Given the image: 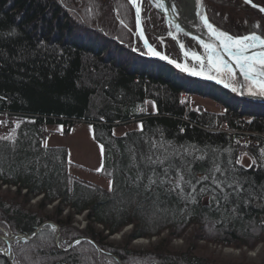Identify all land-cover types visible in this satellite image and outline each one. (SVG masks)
<instances>
[{"label":"trees","instance_id":"obj_1","mask_svg":"<svg viewBox=\"0 0 264 264\" xmlns=\"http://www.w3.org/2000/svg\"><path fill=\"white\" fill-rule=\"evenodd\" d=\"M79 1L85 8H93V16L97 17V11L102 13L99 0L97 5L95 0ZM257 1L264 5V0ZM231 5L237 4L233 0H207L209 19L227 29ZM63 12L57 0H0V110L38 115L19 121L12 136L0 137V178L21 182L31 193H45L44 199L59 198L76 211L88 209L110 234L128 224L133 227L126 244L116 246L105 242L108 234L94 232L90 226L77 228L70 224V217L60 218L58 206L53 215L38 218L37 211L25 208L10 212L0 197V216L6 217L1 226L32 233L44 217L50 216L61 225L59 230L45 225L33 240L14 247L16 264H34L36 260L45 264H118L108 255L93 252L89 240L68 251L62 249L66 240L78 235L93 237L117 254L123 264H240L165 250L161 243L182 234L193 222L214 241L244 242L253 247L264 236V103L241 97H235L234 103L228 91L215 90L214 85L192 83L186 78L180 82L171 80L167 76L174 67L157 65L149 57L122 48L109 30L91 27L80 34L76 27L68 33L72 27L63 21L61 26H55V19H60L58 15L63 16ZM97 22L98 17L94 23ZM240 22L235 20L236 25L228 30L243 33L246 25L239 27ZM104 40L115 50L119 48L121 54L137 59L140 68H130L132 64L126 60L116 62L115 68H103L104 61L114 60L110 55L101 57ZM147 66L154 71L144 73ZM184 90L205 92L218 99L225 95L222 101L227 110L219 113L186 108L181 99ZM220 91L221 96L217 95ZM146 99L157 104L155 112L144 110ZM242 105L255 118L248 126L260 133L253 136L254 140L263 144V157L249 167L236 161L244 149L253 158L258 156L256 148L250 144L243 147L232 132L215 130L223 122L230 130L240 127L238 108ZM139 107L140 111L134 112ZM45 115L50 118L45 119ZM59 116L97 121L95 136L104 147L101 172L112 179L109 189L72 174L66 147L41 146V126ZM136 118L142 128L124 135L112 134V121ZM164 169H168L167 174ZM224 177L229 183L233 179L240 181L244 191L237 195L225 188L224 192L230 194L224 199V193L215 191L212 182L213 178L220 181ZM177 183L180 187H176ZM245 198L247 202H243ZM165 228L170 235L161 240V245L142 252L129 250L127 243L133 238L154 236ZM57 233L61 235V246L55 243ZM46 250L47 254L42 253ZM0 264H8L1 253Z\"/></svg>","mask_w":264,"mask_h":264},{"label":"rangeland","instance_id":"obj_2","mask_svg":"<svg viewBox=\"0 0 264 264\" xmlns=\"http://www.w3.org/2000/svg\"><path fill=\"white\" fill-rule=\"evenodd\" d=\"M94 2L93 0H91ZM98 1V0H97ZM97 1L96 5H97ZM138 1V0H137ZM205 1V6L207 4V0ZM258 4L264 6L263 4L259 3L257 0H255ZM82 1L79 0H57V3L61 7H63V16L58 15L61 19V23H58L60 19H55L54 25L58 26V24L61 26L62 21L66 22L67 27H72L69 29L68 33L73 32V27H76V31L78 33H87V29H90L91 27L96 28L98 30H109L113 32L112 37L113 40L116 41L122 48H129L132 50V52L137 55L136 52L141 54L144 57H149L153 59L154 61H157L158 64H170L164 60H162L161 54L165 57H171L173 60L182 62L184 61V57L181 55H184L182 51L188 55L186 52V46L183 44H179L180 46L173 45L169 42H167V45L171 46L176 51V56L174 55L167 47L163 46L161 34H166V29L170 31L171 36L175 35V31H172L169 27V24L167 23L165 19V15L157 10L156 7L150 3L149 0H140L139 3V15H140V21L141 25H143L142 30L143 33L140 35L139 28L137 25V14H136V7L134 4H132V0H111V3L109 0H99L98 7L102 10V13L99 14L97 11V17L98 22L94 23L95 19L97 17L94 15V10L91 7H87L81 3ZM233 2H236V6L233 7V5L230 6V12L227 13L228 16L230 15L231 18L228 20V26L227 29L224 27L218 25L216 22H214L218 27L221 29H224L225 31L232 34L231 31L228 30V28H232V26L236 25L234 24L235 20H241V22L238 24L239 27H242V25H246V30H243V33L237 32L238 29L233 28L237 34H234L235 36H245V35H251L253 32L264 38V17H262L256 10L250 9L247 2L244 0H233ZM69 3V4H68ZM71 3V4H70ZM107 3L108 5H106ZM67 4V5H66ZM108 6V7H106ZM239 6L241 7V10H239ZM179 7V4H178ZM207 8V6H206ZM138 9V8H137ZM244 9L245 11H243ZM129 10L131 11L130 15L132 18H130ZM181 10V8H180ZM191 10V9H190ZM183 12V15L185 17H190L189 11ZM243 12V13H242ZM161 13L163 16H160ZM91 17V18H90ZM93 17V18H92ZM94 21H93V20ZM132 23H129L131 22ZM211 20V19H210ZM212 21V20H211ZM213 22V21H212ZM117 29H116V28ZM236 27V26H235ZM115 28V29H114ZM229 28V29H230ZM81 29V32L79 31ZM237 30V31H236ZM74 31V33H76ZM76 33V34H78ZM79 34V35H80ZM232 34V35H233ZM71 36H75L73 33ZM169 36V34H168ZM167 36V37H168ZM169 36V37H171ZM77 37V36H75ZM82 38V36H79ZM166 37V38H167ZM168 37V38H169ZM85 38V37H84ZM106 39V38H105ZM147 41V43H145ZM148 45V46H147ZM183 45V47H181ZM186 45L191 46L195 52L190 53L189 55L193 54V58L191 56H186V62H189L188 67L195 71H202L203 74L212 75L214 71L208 70V61L206 58L201 57V60H196L195 56H198V52L203 49L202 46L197 44L196 42L192 41L190 43L186 42ZM104 47V48H103ZM102 54L101 57L103 58L105 55L114 57L111 61H104L102 63L103 68H115L116 62H123L127 61L130 62L132 65H129L130 68L134 69L140 68V64H138V60H134L133 58L128 57L127 55H123L119 52V48L115 50L113 46L111 47L108 45V43L104 40L102 43ZM152 50H155L156 52H159V56L152 55ZM128 58H127V57ZM216 57V56H215ZM217 57L215 58V60ZM217 62V61H216ZM101 63V62H100ZM112 63V64H110ZM203 63L204 68L201 70V64ZM156 64V63H155ZM106 65V66H104ZM173 68V73L167 76L171 80L175 81H182L184 78L185 80H189L192 83H198L203 82L207 83L209 85H214L215 90H226L228 91L227 94H229V99L235 103V97H241V98H248L251 99V102L257 103H264V99L260 98H251V97H242L238 95L237 93H233L227 86H223L218 82H212L208 79H202V80H195L194 77L187 76L183 73V71L174 65L170 64ZM156 69H159L157 67H154ZM154 71L153 68H149L148 66L145 67L144 73H147L148 71ZM108 71V70H107ZM159 72V70H158ZM221 80L224 81L226 79L230 83H234V79H228L225 77L223 72H218L217 74ZM147 80V79H146ZM222 91L218 92L217 95L221 96ZM223 96V95H222ZM260 96V95H258ZM227 98L225 95L224 97L218 99L213 98L209 96L205 92H188L186 90L181 92V99L186 108L189 109H195V110H207L210 112H219L224 113L227 110L226 105L223 103V99ZM146 106L144 110L149 113L155 112L157 104L151 100L146 99ZM140 107L134 110V112L140 111ZM242 109V110H241ZM244 105H242V108H238V115H240V119H238V123L240 125L236 128L230 130L228 128V123L223 122L218 128H215V130H224L229 131L237 135V139L244 145L243 147H247L249 144L256 148L258 151V156H253L250 154L248 149L242 150L243 152L239 154L238 159L241 160V164L245 167H249L250 162L254 159H260V157H263V144H260V140H254L253 136L258 137L259 132L252 131L248 126L251 123L250 121L255 120V118L250 114V112L247 110ZM250 110V109H249ZM245 111V112H244ZM252 111V110H250ZM254 113V112H253ZM263 113V112H261ZM31 116H38L36 114H33ZM29 114L23 113V112H16L9 108L5 109V112H2L0 110V121L3 123H0V137H10L12 136L15 127L18 125L19 121H25L28 119V117H31ZM237 115H234V117ZM45 119L50 118L49 116H44ZM34 118V117H33ZM72 118L66 117V116H59L56 117L54 121L50 123H44L42 127V138L41 139V146L47 147H53L55 146H62L67 148V158H69V169L72 174L77 175L81 177L84 180H90L96 184H99L103 187H106L109 189L111 186V178H107L102 174V165L104 163V147L101 149V143L97 136H95L96 131V125L95 122L97 121H90L87 118L80 119L74 117ZM141 121L138 118L136 119H130L127 121L117 120L112 121L110 123L111 125V132L113 135H124L129 130H138L141 127ZM247 127V128H246ZM13 130V131H12ZM246 154V155H245ZM0 197L3 198L4 201V207H7V209L12 212L14 208H25L32 210L33 212H38V218L41 216L46 215H53V213L56 210V207L61 208V215L60 218L67 219L70 217V224H72L74 227L81 228V229H87L89 226L91 229L94 230V232H103L105 235L108 234L107 239L105 242H109L110 244L113 243L116 246L124 245L126 244L125 241L128 237V235L131 233L133 225L128 224L122 228V230L114 232V233H108V230L105 228V226L101 222H97L95 220V216L92 215V212H90L88 209H85L83 211H76L74 207H71L70 205L65 204L62 202L59 198L55 199L54 201H51L49 199H44L45 193L41 194H35L28 191L27 187L23 185L21 182H8L4 181L0 178ZM7 201V202H6ZM248 200L245 198L243 202H247ZM42 203H45V205L41 206ZM46 214V215H45ZM6 218L4 216H0V248H11V256L14 261V264H16L15 259V248L19 245H22L25 241L33 240L35 237H37V234L41 229H45V225H50L54 230H59L60 224L56 220H53V218L50 217H44L43 220L36 226L35 230L32 233H25L29 237L27 239L26 237H18L21 234V232H17L13 230L11 227H4L1 226V223L3 222V219ZM59 224V228L57 229L55 224ZM11 223V222H9ZM186 230L180 234V235H173L170 239H168L166 244L161 243L162 239L169 237L170 230L168 228L163 229L160 234H155L154 236H140L137 238H133V240H130L127 245L129 246V250H136L137 252H142L144 250H151L157 245L164 246L165 250L168 248L169 251H181L182 253H190V256H196V257H204L207 259H215L216 261L221 262H236L240 264H264V236H260L261 239L258 242H255L253 247H249L244 242H238V243H225L224 241L219 240H212L208 239L204 236V231L199 229L198 223H191L188 224L185 228ZM254 230V229H253ZM256 232V231H255ZM242 233L239 232V234ZM257 233V232H256ZM43 234H46V230H44ZM57 237L55 240L56 245L61 246V235L57 233ZM2 235H9L13 236V239H6L5 237H2ZM43 238L45 236H42ZM79 240V243L84 240H89L91 244H93L92 249L93 252L102 253L105 255L110 256L112 259H114V262L118 264H123L121 261V258L115 254L113 251H109L104 245L99 244L93 237H86L84 235H78L72 239H68L62 236V239H65L67 243H65L62 247L63 250L68 251L70 248L76 247L79 243H76L75 241ZM42 239V238H41ZM142 240V241H140ZM74 242V243H73ZM5 243V244H4ZM73 243V244H72ZM161 243V244H160ZM39 247V246H38ZM40 250L42 247H39ZM52 251V248L50 249ZM0 253L2 256H4L6 259L7 257L2 253L0 250ZM47 254V250L42 252ZM40 254V253H39ZM39 256V255H38ZM41 257L46 258L44 254H40ZM8 264H10L9 259ZM222 261V262H223ZM34 264H45V262H38L37 260L34 261ZM107 264H113L110 262H107ZM115 264V263H114Z\"/></svg>","mask_w":264,"mask_h":264},{"label":"water","instance_id":"obj_3","mask_svg":"<svg viewBox=\"0 0 264 264\" xmlns=\"http://www.w3.org/2000/svg\"><path fill=\"white\" fill-rule=\"evenodd\" d=\"M149 1L150 3H152L154 7L157 8L159 12L165 15V19L167 23L169 24V27L172 31H175L177 34L178 33L183 34L188 39L190 38L191 41L196 42L197 44L202 46L203 49H205V47L203 44L200 43V41H204L205 43L215 45L217 48H219L220 51L218 53V57L222 58L224 61H227V63L235 70V78L233 80L234 83H230L226 79H224V81L221 80L216 72H214L212 75H207L203 73L201 75H194L193 72H195V70H192L187 66V62L185 61L186 57L184 58V61L179 63L173 60L171 57L168 56L165 58V56L161 54V56L159 57H162V60L181 69L185 75L190 76V77L192 76L194 77L195 80L208 79L212 82L213 81L218 82L223 86H227L233 93H237L238 95L242 97L247 96L253 99L257 97L260 98V100L264 99V96L262 95L258 96L257 94H254V92L260 91L259 88H256L254 90L249 89V87L247 86V82L244 80L239 69L236 67V63L233 57L230 56L227 52L223 51V48L220 45V41L216 39V37L212 34V32L208 29L207 25L204 23V18L206 17L208 23L212 24L215 29H217L218 31L227 32L224 29H221L220 27H218L214 22H212L209 19L208 11L206 10L204 0H190L192 4V9L189 11L190 17L188 18L183 15V12H181L180 8L178 7V3L175 0H149ZM244 1L248 3L250 9L256 10L262 17H264V11H261V9H264V6L258 4L255 0H251V3H249L248 0H244ZM135 3H136V0H132V4H134L136 7L137 25L139 28L138 30L140 32V35H142L143 25H141L140 15L137 13V4ZM157 5H162V7H158ZM173 5H175V11H173ZM177 24L180 25V30L176 28ZM232 36L237 37L234 34ZM260 51H261L260 47L255 46L249 49L248 54L252 55L253 53H259ZM208 52L210 51L208 50ZM182 53L184 54L183 51ZM218 63H219V59H218ZM185 68H187L188 71H185L184 70ZM209 76H215L216 78L210 79L208 78ZM233 88H235L236 90L234 91ZM51 223L55 224L53 223V221H51ZM55 226L57 229L59 228V224L56 223ZM13 236L2 235V237H5L8 240L13 239L14 238ZM18 237H23V238L26 237L27 239H29L30 236L24 233V234L19 235ZM80 239L81 238H79L76 241H79ZM0 250L7 257V259H9L10 264H14V261L11 256V248L8 247L7 249L3 247V248H0Z\"/></svg>","mask_w":264,"mask_h":264},{"label":"snow or ice","instance_id":"obj_4","mask_svg":"<svg viewBox=\"0 0 264 264\" xmlns=\"http://www.w3.org/2000/svg\"><path fill=\"white\" fill-rule=\"evenodd\" d=\"M251 3V0H248ZM158 7H162V5H157ZM173 11H175V5H173ZM264 11V9H261ZM137 13L139 14V9H137ZM204 23L207 25L208 29L212 32V34L216 37L217 40L220 41V45L223 48L224 52H227L230 56L233 57L236 67L239 69L241 75L243 76L244 80L247 82V86L250 90H254L259 88V92H254L257 95H264V38L261 36L256 35L254 32L251 35L239 36L234 37L227 32L218 31L214 28V26L208 23L206 17L204 18ZM176 28L180 30V25L177 24ZM147 43V41H145ZM201 44L204 45L205 49H208L211 53V56H216L219 59V63L209 57L208 60V70L215 71V72H223L226 78L234 79L235 78V70L224 61L222 58L218 57V53L220 51L215 45L205 43L204 41H200ZM258 46L260 47L261 51L259 53H253L249 55V49L252 47ZM183 47V45H181ZM152 55L159 56L160 53L152 50ZM166 58V57H165ZM196 60H201L200 56H195ZM179 66V65H177ZM204 65L201 64V70H203ZM188 71L187 68L184 69ZM194 75H201L202 71H195L193 72ZM210 79H215V76H209ZM223 82V81H222ZM235 91L236 89L233 88ZM0 123H3L0 121ZM143 125L141 124V128ZM101 149L103 146L101 145ZM246 155V154H245ZM163 163V161H159ZM237 164H241V160L236 161ZM256 161L252 160L250 165H254ZM215 171L219 172L220 169L216 168ZM165 174H167L168 169H164ZM223 175V174H222ZM184 177L182 175L179 176V180L183 181ZM207 177H201V180H206ZM154 183V181H150ZM213 184L215 185V191L223 192L224 199L228 198L230 193L224 192L225 188L232 189V193L239 195L244 189L242 188L241 182L238 180L233 179L232 183L228 182V178L224 177L222 180L217 181L215 178L212 180ZM176 187H180L179 183L176 184ZM195 191V188H193ZM204 191V189H201ZM235 210V209H234ZM79 243V241H76Z\"/></svg>","mask_w":264,"mask_h":264},{"label":"bare ground","instance_id":"obj_5","mask_svg":"<svg viewBox=\"0 0 264 264\" xmlns=\"http://www.w3.org/2000/svg\"><path fill=\"white\" fill-rule=\"evenodd\" d=\"M175 1L179 4V8H181V10L184 12H187V10L192 9V4H191L190 0H175ZM138 2H140V0H138V1L136 0L135 4H137V8L139 9V3ZM208 16H209V14H208ZM168 34H169V36H171L168 28L166 29V34H161L163 46L167 47V49H169L174 55H176L175 49H173L171 46L167 45V42H169L173 45H176V46H180L179 44H183L184 46L187 47L186 52L188 53V55H186V53L183 51L184 55L191 56L193 58V56H192L193 54L189 55L190 53L195 54L193 48L191 46L189 47V45H186V42H188V43L192 42L190 38L188 39L183 34H180V33H178V34L175 33V35H173L171 37H169ZM184 55H181V56H183L185 58L186 56H184ZM197 55L200 57L206 58L207 61L209 60V57H211L213 60H215V58H216L215 56H211V53L208 52V50H206V49H202L201 52L199 51ZM176 56H179V55H176ZM215 61H217V63H218V59H216ZM187 63L189 65L188 61H187ZM216 73L218 74V72H216ZM262 96H264V95H262ZM140 241H142V240H140Z\"/></svg>","mask_w":264,"mask_h":264}]
</instances>
